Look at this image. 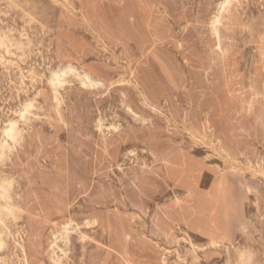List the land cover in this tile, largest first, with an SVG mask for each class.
Returning <instances> with one entry per match:
<instances>
[{
    "label": "rangeland",
    "instance_id": "rangeland-1",
    "mask_svg": "<svg viewBox=\"0 0 264 264\" xmlns=\"http://www.w3.org/2000/svg\"><path fill=\"white\" fill-rule=\"evenodd\" d=\"M0 156V264H264V0H0Z\"/></svg>",
    "mask_w": 264,
    "mask_h": 264
},
{
    "label": "bare ground",
    "instance_id": "bare-ground-1",
    "mask_svg": "<svg viewBox=\"0 0 264 264\" xmlns=\"http://www.w3.org/2000/svg\"><path fill=\"white\" fill-rule=\"evenodd\" d=\"M230 1V0H229ZM226 5V4H225ZM107 8V7H106ZM224 8V7H223ZM138 9V8H137ZM111 11V10H110ZM109 11V12H110ZM116 11V10H115ZM141 12V11H140ZM7 13V12H6ZM111 14V12H110ZM143 14V13H142ZM222 15V14H221ZM109 16V14H108ZM105 18V17H104ZM218 18V17H217ZM144 19V18H143ZM148 21V20H147ZM216 23V22H215ZM113 24V23H112ZM217 25V24H216ZM116 27V26H115ZM150 27V26H148ZM136 47H134L135 49ZM104 52V51H103ZM155 54V53H154ZM115 55V54H114ZM156 57V56H154ZM152 58V57H151ZM157 58V57H156ZM103 61V59H102ZM160 64V63H159ZM77 66V65H76ZM161 66V65H160ZM160 68V67H159ZM163 68V67H162ZM161 68V69H162ZM165 68V67H164ZM75 67L73 65H68V70H70L71 72L72 71H75ZM79 69V68H78ZM167 71V70H166ZM165 72V71H163ZM95 72V70H90L89 72H87V74L85 75L87 80H89L91 82V84L93 86H105L106 83H107V80L105 78H103L102 76L99 77V74ZM168 73V71H167ZM78 74V73H77ZM96 76H95V75ZM164 76V75H163ZM167 76V74H166ZM169 76V75H168ZM70 77V76H69ZM165 78V77H164ZM81 79V78H80ZM167 80H170V79H167ZM169 82V81H168ZM146 84V83H145ZM170 84V83H169ZM15 85V84H14ZM147 85V84H146ZM141 92V91H140ZM147 93V92H146ZM49 94V93H48ZM148 94V93H147ZM146 94V95H147ZM26 95V94H25ZM55 95V94H54ZM145 95V94H144ZM51 100V99H50ZM145 100V99H144ZM63 101V100H62ZM57 102V101H56ZM55 102V103H56ZM146 102V101H145ZM148 102V101H147ZM149 103V107L152 108L153 110H158V106L157 105H154L152 102H148ZM62 106V105H61ZM60 107V106H59ZM34 108V107H33ZM128 109V108H127ZM29 112V111H27ZM31 113V112H30ZM27 114V113H26ZM25 116H28L25 115ZM139 117V116H138ZM27 118V117H26ZM25 118V119H26ZM24 120V119H23ZM19 130V129H18ZM119 130V129H118ZM14 132V128H12L10 131H8L7 133L9 134V136L13 134ZM6 134V132H5ZM18 134V133H17ZM214 135V134H213ZM7 136V135H6ZM7 136V137H9ZM14 137V136H13ZM16 137V136H15ZM22 138V137H21ZM14 139V138H13ZM151 139V138H150ZM9 140V139H8ZM10 141V140H9ZM13 142V141H12ZM15 144V143H14ZM18 144V142H17ZM16 144V145H17ZM13 147V146H12ZM15 147V146H14ZM18 147V146H17ZM7 148V147H6ZM5 149V148H4ZM14 149V148H13ZM12 150V149H11ZM11 150L9 152H11ZM7 151V150H6ZM16 151V150H15ZM5 152V151H3ZM152 153L156 154L153 150H152ZM3 155V154H2ZM5 155V154H4ZM229 155V154H228ZM1 158V156H0ZM46 163V162H45ZM49 165V164H48ZM42 166V165H41ZM40 166V167H41ZM46 167V165H45ZM43 168V166H42ZM197 170H198V166L197 164H194L192 162H189L187 160H185L184 158H181L180 159H177L176 160V163H174L172 166H170L168 168V171H167V175H165V178H164V182L169 186L170 188H174L175 190H187L188 193H191V195L195 194L196 193V190L198 188V175L196 174L197 173ZM27 172V171H26ZM34 179V178H33ZM35 181V180H33ZM224 183V182H223ZM24 184V183H23ZM226 183H224L225 185ZM41 185V184H40ZM11 187V185H10ZM9 187V188H10ZM14 188V187H13ZM42 190V189H41ZM46 192V191H45ZM3 193V192H2ZM8 193V192H7ZM1 196V195H0ZM3 197V196H2ZM1 197V198H2ZM35 197V196H34ZM7 200V199H6ZM206 200V199H205ZM223 200V197H215V198H208V202L207 203H211V204H218L220 203L221 201ZM8 202V200H7ZM206 203V202H205ZM2 206V205H0ZM212 207H215V206H212ZM211 206L208 205V204H204L202 203V206H198L197 207V210L196 212L194 213V215H192L191 219L200 223L203 228L205 229L206 231V234L208 236V238L212 239V240H215V241H219V242H223L225 241L226 239V235L228 233V228L227 226H225V224L222 223V220H221V217L222 218H228L229 215H230V209H229V206L226 207V213L224 215H220L219 216V219L217 221L215 220H212V219H209V210H210ZM13 210V209H12ZM10 212V211H9ZM20 213V212H19ZM14 214V213H13ZM196 215V217H195ZM61 217V216H60ZM59 219V218H58ZM58 219H54V220H58ZM55 222V221H54ZM53 222V223H54ZM72 223L69 222L68 224L65 225V229H68V226H70V224ZM107 223V224H106ZM44 225V224H43ZM85 225L86 226H92V227H98V228H104L105 226H109V241H110V246L108 247L109 251L113 250V251H118V248L116 245H113L112 243V239H113V235L115 237L116 240H119V234L116 233V231L112 228V223L110 221H107L106 219H104L103 217L100 218L99 216H93L92 218H90L87 222H85ZM159 232V231H158ZM35 234L33 229H31L29 232H28V242H26V244L24 243L22 245V252H23V255H24V258H25V262L26 264H36V262L38 261L39 259V253H40V247L39 245H37V243H35V241L33 240L35 238ZM131 236V235H129ZM65 239V238H64ZM136 242V241H135ZM133 243V242H132ZM262 244V243H261ZM133 245V244H132ZM131 245V246H132ZM56 246L55 243L52 244L51 246V249H53L54 247ZM148 248V247H147ZM158 249V248H157ZM149 250V249H148ZM137 251V250H136ZM135 251V252H136ZM144 251V250H143ZM54 253V252H53ZM139 253V252H138ZM137 253V255H138ZM131 255V254H130ZM140 257L142 254H139ZM132 256H133V253H132ZM143 256V255H142ZM151 257V256H150ZM56 258V257H55ZM264 259V258H263ZM150 260V259H149ZM132 259H128L127 260V264H132L131 263ZM143 261V260H142ZM140 263H141V260H140ZM144 263V262H143ZM135 264V262L133 263ZM152 264V263H151ZM164 264V263H163Z\"/></svg>",
    "mask_w": 264,
    "mask_h": 264
},
{
    "label": "crops",
    "instance_id": "crops-1",
    "mask_svg": "<svg viewBox=\"0 0 264 264\" xmlns=\"http://www.w3.org/2000/svg\"><path fill=\"white\" fill-rule=\"evenodd\" d=\"M168 213L170 214L171 219L173 221L177 222V224H189L187 221V213L185 212L182 205H174L171 206V209L168 210ZM175 217V218H174Z\"/></svg>",
    "mask_w": 264,
    "mask_h": 264
}]
</instances>
